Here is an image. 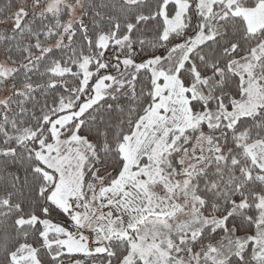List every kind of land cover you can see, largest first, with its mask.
<instances>
[{"label":"snow or ice","instance_id":"obj_1","mask_svg":"<svg viewBox=\"0 0 264 264\" xmlns=\"http://www.w3.org/2000/svg\"><path fill=\"white\" fill-rule=\"evenodd\" d=\"M0 264H264V0H0Z\"/></svg>","mask_w":264,"mask_h":264}]
</instances>
